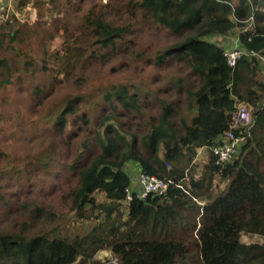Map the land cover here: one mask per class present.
<instances>
[{"label":"trees","instance_id":"trees-1","mask_svg":"<svg viewBox=\"0 0 264 264\" xmlns=\"http://www.w3.org/2000/svg\"><path fill=\"white\" fill-rule=\"evenodd\" d=\"M253 3L258 0H93L78 36L69 35L60 50H44L43 68L77 88L94 67L142 77L102 85L96 95L68 94L45 111L40 120L57 142L26 171L29 191H8L25 171L0 170V208L9 214L15 203L17 209L7 217L10 226L0 223V264H101L95 256L103 250L117 264H264V242L241 241L244 233L264 239V66L246 55L231 68L226 48L211 39L237 38L245 51L264 56V17ZM30 5L39 12L36 26L15 15L0 25V89L31 70L27 38H37L45 14L64 7L61 0L16 2L18 12ZM154 32L172 41L150 39ZM142 34L145 41H138ZM151 69L159 73L148 81L143 76ZM77 71L83 73L74 79ZM236 100L253 107L250 136L224 166L211 155L196 179L198 150L221 141ZM131 164L174 184L161 196L139 199ZM42 174L55 179L66 211L27 199L33 181L46 182ZM86 223L90 229L82 232Z\"/></svg>","mask_w":264,"mask_h":264},{"label":"rangeland","instance_id":"rangeland-1","mask_svg":"<svg viewBox=\"0 0 264 264\" xmlns=\"http://www.w3.org/2000/svg\"><path fill=\"white\" fill-rule=\"evenodd\" d=\"M47 1V0H44ZM64 4L62 12L54 11L45 14L42 26L37 30L38 36L36 39L27 38V42H30L28 54L30 60L34 63L30 71H20L16 73L11 84L5 85L0 89V170L5 171H25L21 175L23 182H13L8 191H18L20 188L29 191L31 187L29 182L26 181L28 173L26 171H33V163L37 160V155L43 150V148L49 146L50 143L57 142L56 139H51L48 132L44 129L45 123L41 122V118L45 116V111L50 108L58 107V104L67 97L68 94L75 92H89L97 94L99 87L102 85H110L118 82H124L128 80L141 79L142 74L137 73L135 70H124L117 73L111 72L108 68L94 67L84 71L87 75V81L77 88L74 81L67 84L63 81V75H57L54 70L43 68L44 50L50 51V53L60 50L63 43L68 41L69 35L77 37L78 25L81 22V17L90 9L93 0H61ZM104 4L108 0H102ZM17 0H0V25L7 20H11L13 15L19 19L20 24H27L30 26H36L39 20L38 9L32 5L25 8L23 11L18 12L16 7ZM254 10L260 11L262 17H264V0H258V3L252 4ZM51 8V5H47ZM55 17H61L59 24L54 23ZM67 31V33L65 32ZM159 32L153 33L155 40L159 38L161 42L172 41L164 36H159ZM146 34H142L138 41H145ZM219 45L228 48L231 44V40L226 37H214L211 38ZM62 54V53H61ZM51 58L48 60L51 62ZM50 62L48 64H50ZM176 70L175 68L170 69ZM83 73L77 71L74 79H77ZM159 71L151 69L143 77L152 78L154 75H158ZM261 79H264V67ZM42 91V93L39 92ZM60 150L65 153L66 148L61 146ZM67 159V156L64 154ZM204 160L199 159L195 164V178L200 179L205 171ZM43 171V170H35ZM46 179V182H42L41 179L33 181V192H29L28 198L36 199L40 204L48 207H56L66 211L67 208L63 205V201L60 198L61 191H56L52 188V183L55 180L53 177H48L42 174ZM43 179V178H42ZM217 189H222L224 183L219 179L215 181ZM42 189H45L44 192ZM9 198H13L10 195ZM99 199H102V195H98ZM25 199V198H22ZM14 201V200H13ZM5 207L0 208V223L10 226L7 217L13 219L16 215L17 209H15V203L12 205L11 213H5ZM23 218V217H22ZM22 218H18L14 221H21ZM74 221L71 224L73 228ZM16 224V223H15ZM79 224H82L80 222ZM92 224H97L95 220ZM90 229L88 223L82 229V232ZM241 241L245 244L263 243L264 239L258 235L242 234ZM116 256L110 250H103L98 252L95 256V260L101 264H109L116 260Z\"/></svg>","mask_w":264,"mask_h":264},{"label":"built area","instance_id":"built-area-1","mask_svg":"<svg viewBox=\"0 0 264 264\" xmlns=\"http://www.w3.org/2000/svg\"><path fill=\"white\" fill-rule=\"evenodd\" d=\"M232 17L236 20L234 15ZM254 18L252 17L249 26L253 27ZM239 40L232 39L230 47L226 48L224 55L227 63L231 68H235L240 60L244 56L256 57L261 60V64L264 66V56H260L258 53L252 51L247 52L239 45ZM236 110L232 114V124L225 132L221 141L212 147H202L198 150L196 157L199 158L205 151H208L210 155L214 156L215 164L217 166H224L231 162L239 154L241 147L243 146L246 137L250 136V131L255 126V117L253 114V107L248 103L242 101H235ZM194 161V164L196 163ZM139 191L136 196L139 199L145 200L150 195H163L170 185L174 184L172 180L161 179L156 176L148 175L146 173L139 174ZM181 187V186H180ZM134 197L133 191L127 190V201H132ZM116 259L109 264H117ZM108 264V263H107Z\"/></svg>","mask_w":264,"mask_h":264},{"label":"crops","instance_id":"crops-1","mask_svg":"<svg viewBox=\"0 0 264 264\" xmlns=\"http://www.w3.org/2000/svg\"><path fill=\"white\" fill-rule=\"evenodd\" d=\"M236 39V38H235ZM234 39V40H235ZM209 157H210V154H209V152L208 151H205L199 158H197V160H196V163L199 161V159H202V160H204V162H208V159H209ZM195 163V164H196ZM130 171H131V173L132 174H134L135 175V177H137V183H136V187H138V188H140L139 187V180H138V174H139V172H140V170H139V168L136 166V165H132L131 164V166H130Z\"/></svg>","mask_w":264,"mask_h":264},{"label":"bare ground","instance_id":"bare-ground-1","mask_svg":"<svg viewBox=\"0 0 264 264\" xmlns=\"http://www.w3.org/2000/svg\"><path fill=\"white\" fill-rule=\"evenodd\" d=\"M227 38V37H226Z\"/></svg>","mask_w":264,"mask_h":264},{"label":"clouds","instance_id":"clouds-1","mask_svg":"<svg viewBox=\"0 0 264 264\" xmlns=\"http://www.w3.org/2000/svg\"><path fill=\"white\" fill-rule=\"evenodd\" d=\"M211 156V155H210Z\"/></svg>","mask_w":264,"mask_h":264}]
</instances>
